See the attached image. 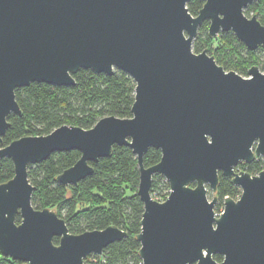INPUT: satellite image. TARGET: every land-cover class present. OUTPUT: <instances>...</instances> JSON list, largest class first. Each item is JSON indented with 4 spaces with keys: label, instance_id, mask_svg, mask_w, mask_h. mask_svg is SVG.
<instances>
[{
    "label": "water",
    "instance_id": "water-1",
    "mask_svg": "<svg viewBox=\"0 0 264 264\" xmlns=\"http://www.w3.org/2000/svg\"><path fill=\"white\" fill-rule=\"evenodd\" d=\"M189 1L0 0V161L10 157L15 170L0 184L4 256L19 264H86L89 254L127 237L115 225L70 232L55 210L33 205L28 173L54 152L77 149L81 157L57 176L77 185L118 144L138 160L143 264H264V170H235L264 156V71L254 64L245 76L207 49L193 50L207 20L212 37L232 31L249 50L264 47V24L245 13L258 0H204L197 15ZM80 68L128 73L136 83L133 115L104 116L88 129L63 124L4 144L8 116L22 113L16 89L73 86ZM151 147L161 159L146 166ZM220 171L241 194L226 197L217 214L219 197L210 199L208 186L217 191ZM155 174L170 185L163 201L151 192Z\"/></svg>",
    "mask_w": 264,
    "mask_h": 264
},
{
    "label": "trees",
    "instance_id": "trees-1",
    "mask_svg": "<svg viewBox=\"0 0 264 264\" xmlns=\"http://www.w3.org/2000/svg\"><path fill=\"white\" fill-rule=\"evenodd\" d=\"M203 4L204 0H191L188 7L192 14L197 15ZM251 10L264 24V0L251 4L245 12ZM209 24L208 20L201 24L200 35L193 43L195 52L207 49L226 70H235L242 75H247L248 69L261 61L258 52L264 54L263 46L249 50L232 31L220 32L212 37ZM73 75L76 79L73 86L32 82L17 88L16 98L22 113H11L8 116L10 125L4 135V144L25 135L48 134L63 124L88 129L104 116L133 115L136 83L128 73L115 69L113 74L108 75L80 68ZM80 157L81 152L77 149L57 151L40 163L29 165V179L35 186L33 205L39 209L55 210L65 219L70 232L75 234L104 229L110 225L127 231V237L110 243L102 254L86 256V264H142L139 255L141 244L137 234L141 231L144 203L137 193L140 172L132 148L115 144L110 156L91 162L94 172L77 185L60 183L57 176ZM160 159L161 150L151 147L144 156V163L150 166ZM245 165L248 172L254 173L263 168L264 157ZM14 174L13 160L10 157L2 158L0 184L10 180ZM159 176L154 175L152 194L159 186L156 179ZM219 178L215 192L219 197L216 210L223 206L226 196L237 198L241 194L240 187L234 185L230 178L222 174ZM165 186L170 190L168 182ZM20 219L21 216L17 215L18 222ZM54 242L59 243L58 236L54 237ZM214 258L221 261L223 256L217 253ZM19 263V260L4 256L0 251V264Z\"/></svg>",
    "mask_w": 264,
    "mask_h": 264
},
{
    "label": "rangeland",
    "instance_id": "rangeland-1",
    "mask_svg": "<svg viewBox=\"0 0 264 264\" xmlns=\"http://www.w3.org/2000/svg\"><path fill=\"white\" fill-rule=\"evenodd\" d=\"M246 11V10H245ZM246 13V12H245ZM248 16H252V15H254L255 14V12L253 11V10H251V11H249L248 13H246ZM200 34L198 33V36H199ZM197 36V37H198ZM197 37L195 38V39H197ZM195 41V40H194ZM244 53H245V51H243ZM246 54V53H245ZM258 54L259 55H261L260 56V59H261V61L259 62V63H255L256 65H258L259 66V68H260V70L261 71H264V54H262L261 52H258ZM248 75V74H247ZM247 75H245V76H247ZM160 176L159 177H157L156 179L159 181V186H158V188H157V190L155 191V193L154 194H152L153 195V197L155 198V199H157V200H159V201H163V200H165L166 198L165 197H167L168 196V194H169V191L170 190H167L166 189V182H168L167 181V179L162 175V174H159ZM166 195V196H165ZM213 196H215V192H213L212 190H210V192H208V197L211 199V198H213ZM218 203V202H217ZM217 205V204H216ZM224 206H222L221 208H223Z\"/></svg>",
    "mask_w": 264,
    "mask_h": 264
},
{
    "label": "built area",
    "instance_id": "built-area-1",
    "mask_svg": "<svg viewBox=\"0 0 264 264\" xmlns=\"http://www.w3.org/2000/svg\"><path fill=\"white\" fill-rule=\"evenodd\" d=\"M262 157H264V156H262ZM259 158H261V157H258V158H256V159H259ZM245 164H247L246 162H241V163H239L236 167H235V170L237 171V172H240V171H248L247 170V167H246V165ZM262 170H264V166H263V168H261L260 170H257V171H255L254 173H251V174H259V172L260 171H262ZM240 196V195H239ZM238 196V197H239ZM226 197H228V196H226ZM237 197V198H238ZM223 206H224V203H223ZM223 211V208H220V210H216V212H217V214H220L221 212ZM142 264H143V261H142Z\"/></svg>",
    "mask_w": 264,
    "mask_h": 264
},
{
    "label": "flooded vegetation",
    "instance_id": "flooded-vegetation-1",
    "mask_svg": "<svg viewBox=\"0 0 264 264\" xmlns=\"http://www.w3.org/2000/svg\"><path fill=\"white\" fill-rule=\"evenodd\" d=\"M247 164H249V163H247ZM220 174H222V172L220 171L219 172V176H220ZM223 175V174H222ZM224 176V175H223ZM210 190H212L211 188H209V186H208V192H210Z\"/></svg>",
    "mask_w": 264,
    "mask_h": 264
}]
</instances>
